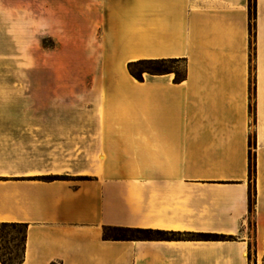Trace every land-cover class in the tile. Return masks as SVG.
Listing matches in <instances>:
<instances>
[{"label":"crops","instance_id":"0c3cea01","mask_svg":"<svg viewBox=\"0 0 264 264\" xmlns=\"http://www.w3.org/2000/svg\"><path fill=\"white\" fill-rule=\"evenodd\" d=\"M255 22L251 47L249 0H0V224L26 225L5 264H249L264 0ZM141 59H178L183 78L140 81ZM108 226L233 238L111 240Z\"/></svg>","mask_w":264,"mask_h":264},{"label":"trees","instance_id":"16d2710c","mask_svg":"<svg viewBox=\"0 0 264 264\" xmlns=\"http://www.w3.org/2000/svg\"><path fill=\"white\" fill-rule=\"evenodd\" d=\"M256 0H249V32L251 38L255 37V26H256ZM178 59H141L128 63V70L130 74L138 80H143V74H161L167 72H173L171 68L167 67V63H178ZM175 72V71H174ZM175 81H181L183 75H179L175 72ZM255 170V161L251 153H249V175L251 176ZM51 178V177H44ZM82 177L81 179H85ZM52 179H66V176L53 177ZM252 187L249 191V203L251 197ZM21 226L25 229V224H0V238L3 241V231L7 227H18ZM25 231V230H24ZM24 238V235H23ZM104 238L111 240H180L184 238L196 239V240H230L233 236H227L223 234L213 233H190V232H176V231H165V230H154V229H141L131 227H119V226H108L104 229ZM3 243V242H2ZM1 243V255L0 260L2 263H16L21 261L19 259H11L6 257L3 253L4 247ZM250 256V254H249Z\"/></svg>","mask_w":264,"mask_h":264},{"label":"rangeland","instance_id":"374dc122","mask_svg":"<svg viewBox=\"0 0 264 264\" xmlns=\"http://www.w3.org/2000/svg\"><path fill=\"white\" fill-rule=\"evenodd\" d=\"M251 47H253V37L251 38ZM165 65L179 75L183 74L184 64L182 62L167 63ZM144 75L145 73L143 76ZM255 195L256 194L252 188L246 230L241 236H244L249 240V264H264V208L262 210L263 217L258 218V208ZM23 234L24 228L21 226L14 228L7 227L3 231V253L6 257L11 259L20 258Z\"/></svg>","mask_w":264,"mask_h":264}]
</instances>
